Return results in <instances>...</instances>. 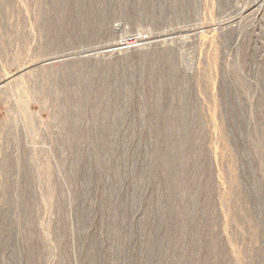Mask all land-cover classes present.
I'll list each match as a JSON object with an SVG mask.
<instances>
[{
    "label": "rangeland",
    "instance_id": "obj_1",
    "mask_svg": "<svg viewBox=\"0 0 264 264\" xmlns=\"http://www.w3.org/2000/svg\"><path fill=\"white\" fill-rule=\"evenodd\" d=\"M0 264H264V0H0Z\"/></svg>",
    "mask_w": 264,
    "mask_h": 264
},
{
    "label": "bare ground",
    "instance_id": "obj_2",
    "mask_svg": "<svg viewBox=\"0 0 264 264\" xmlns=\"http://www.w3.org/2000/svg\"><path fill=\"white\" fill-rule=\"evenodd\" d=\"M131 42V41H130Z\"/></svg>",
    "mask_w": 264,
    "mask_h": 264
}]
</instances>
